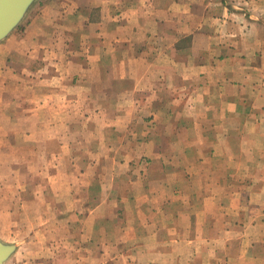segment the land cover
<instances>
[{"label": "crops", "instance_id": "crops-1", "mask_svg": "<svg viewBox=\"0 0 264 264\" xmlns=\"http://www.w3.org/2000/svg\"><path fill=\"white\" fill-rule=\"evenodd\" d=\"M45 194L68 260L264 264V0H36L0 41V218Z\"/></svg>", "mask_w": 264, "mask_h": 264}, {"label": "rangeland", "instance_id": "rangeland-1", "mask_svg": "<svg viewBox=\"0 0 264 264\" xmlns=\"http://www.w3.org/2000/svg\"><path fill=\"white\" fill-rule=\"evenodd\" d=\"M30 187L33 189L34 184ZM31 198H33L32 201H28L25 206L29 217L22 216L20 221L18 219L19 223L14 225L13 232H11L12 228L5 225L9 218H0V240L17 245L15 252L5 264H87L84 259L87 251L83 249L84 240L81 238L75 240L76 245L81 246L80 249H75V259L67 258L70 250L73 251L68 247V243H71L77 235L67 231L72 226L82 225V215L76 212V215L69 218L57 217L56 214L61 211L63 213L71 203L57 200L53 194H45L44 197L39 195L36 199L34 196ZM76 204L80 206L79 203ZM6 230L8 232L4 233ZM3 237H9L10 240H5ZM88 251L94 254V250L88 248Z\"/></svg>", "mask_w": 264, "mask_h": 264}, {"label": "water", "instance_id": "water-1", "mask_svg": "<svg viewBox=\"0 0 264 264\" xmlns=\"http://www.w3.org/2000/svg\"><path fill=\"white\" fill-rule=\"evenodd\" d=\"M36 0H0V41L16 28ZM16 243L0 240V264H5L16 250Z\"/></svg>", "mask_w": 264, "mask_h": 264}]
</instances>
